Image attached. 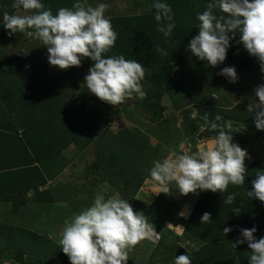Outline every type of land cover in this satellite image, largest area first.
Returning a JSON list of instances; mask_svg holds the SVG:
<instances>
[{
  "label": "trees",
  "instance_id": "1",
  "mask_svg": "<svg viewBox=\"0 0 264 264\" xmlns=\"http://www.w3.org/2000/svg\"><path fill=\"white\" fill-rule=\"evenodd\" d=\"M42 2L45 8L56 14L61 7H72L75 0ZM151 2L149 0L148 14L110 19L117 39L105 55L122 54L126 59L137 60L144 66L146 72L142 85L147 95L140 101L141 106L151 112L152 118L159 120L163 117V83L175 67L179 69L176 74L197 93L218 90L229 82L228 78L218 74L224 66H234L237 75L252 70L255 56L250 55L239 42L238 34L230 41L225 61L216 67L199 60L187 48L189 41L198 34L197 13L205 9L207 0H167L173 9L176 25L168 38L157 30ZM12 3L13 0H0V21L5 11L10 14L17 11ZM9 31L0 22V42L10 41L18 44L19 48H29L35 40L22 33L10 36ZM157 48L164 49L168 54L158 52ZM93 63L85 57L78 67L60 69L51 84L41 89V81L31 66L17 63L14 54L0 46V198L30 188L37 190L47 181L55 179L76 154L95 143L97 160L94 165H100L102 172H110L114 176L116 181L111 183H119L115 189L122 198L129 200L130 204H137V192L143 182L150 179L147 169L153 166L154 160H161L162 157L158 146H152L137 132L123 130L113 134L106 130L110 116L101 108L97 109L96 104L101 102L104 107L108 103L90 93L84 83ZM189 99L190 102L197 101L196 95H191ZM136 103L139 105L140 102ZM208 109H200L203 118L207 116L208 120H215L219 114L227 131V121L244 124L248 130L254 128L256 113L242 110L244 115L235 110L225 112L223 109L226 108L218 111ZM190 122L189 133L198 131L199 137L208 139L216 135L206 122L199 121L203 127ZM232 135L234 142L244 149L248 147L246 137L233 132ZM70 147L76 151L68 156L66 150ZM246 170L244 185L229 184L224 193L206 190L197 195L183 223V236L197 245L195 250L188 251L177 241L166 244L162 240L163 233L155 249L170 253L174 260L176 256L187 254L191 264H249L251 251L248 245L245 243L234 248L233 243L241 238V228L256 227L254 235L257 239L264 237V202L257 198L249 199L246 195L247 190L252 188L255 175L264 171V162L255 160L246 166ZM229 194L234 195L233 203H223ZM91 202L86 200V206H90ZM157 204L155 201L154 205ZM233 207L240 209L239 215L231 211ZM205 212L210 213V220L202 223L201 216ZM225 227H232L233 230L224 234ZM8 228L14 236H6L5 247L13 248L21 255L45 256L48 249H61L46 235L33 234L31 230L15 226ZM61 261L70 264L66 254ZM127 264L137 263L128 259Z\"/></svg>",
  "mask_w": 264,
  "mask_h": 264
},
{
  "label": "clouds",
  "instance_id": "2",
  "mask_svg": "<svg viewBox=\"0 0 264 264\" xmlns=\"http://www.w3.org/2000/svg\"><path fill=\"white\" fill-rule=\"evenodd\" d=\"M12 7L28 14L5 11L0 22L10 30V36L22 33L38 39L47 48L51 66L78 67L85 57L94 62L84 83L100 100L117 106L134 94L140 99L147 95L141 83L146 69L140 62L126 59L122 54L105 55L117 39L111 20L105 15L106 3L92 6L88 0H75L72 7H61L56 14L45 8L42 0H13ZM151 7L157 30L165 38L170 37L176 26L171 5L167 0H152ZM197 20L198 34L187 45L193 56L216 67L225 61L230 41L238 34L239 42L250 55L258 58L264 72V0H207L205 9L197 13ZM157 51L168 54L162 48ZM218 74L230 82L238 79L234 66H224ZM255 96L258 99L248 110H256V127L264 130V85L256 88ZM221 120L219 114L215 120L205 116L207 126L216 135L197 145L196 151L153 161L147 172L159 193L167 194L170 188L177 189L181 195L198 190L224 193L229 184L244 185L247 150L234 142L232 132L225 130ZM255 176L246 195L264 202V171ZM233 200L234 195L229 194L223 203L232 204ZM231 211L240 214L239 208L233 207ZM209 220L210 213H203L202 223ZM232 230L225 227L223 233ZM256 231V227L239 229L241 238L233 247L246 243L251 251L249 264H264V237L257 239ZM154 232L142 212L134 211L129 200L119 193L107 198L97 194L90 206L65 222L59 244L70 264H127L129 251ZM174 264H191V258L181 254L175 257Z\"/></svg>",
  "mask_w": 264,
  "mask_h": 264
},
{
  "label": "rangeland",
  "instance_id": "3",
  "mask_svg": "<svg viewBox=\"0 0 264 264\" xmlns=\"http://www.w3.org/2000/svg\"><path fill=\"white\" fill-rule=\"evenodd\" d=\"M107 3L108 2H106V4ZM111 3L112 2H110L109 5ZM89 4L95 6L97 3H93L92 1L89 2ZM145 5L149 6L150 8L149 0L146 1V4L144 3L140 9H143ZM114 12L116 11L114 10L113 13ZM16 13L21 15L26 14L24 11H16ZM37 42L34 40L27 50L18 53H14L15 49L11 48L10 45L15 47L16 45L10 42L9 45L8 43L6 44L5 41H2L0 42V46L4 48L5 45V47L9 48V51H13L12 53L17 55V63L22 62L24 66L28 67L33 65L31 63L33 60L31 57L32 55L39 54L43 60L47 59L48 57V53H45V55L43 54L45 52L44 46ZM17 47L19 48V46ZM30 50L32 51L30 52ZM28 55L31 56L28 58ZM177 70L179 69L175 67L169 78H167V80L163 83L165 84V93L161 98V103L165 107V111L163 112V117L161 119L155 120L152 118L150 114L151 112L145 110L141 106V99L134 94L130 99L127 98V100H125V102L121 105L113 106L109 103L104 107L101 105H96L97 109L101 108V110L104 111L107 116H110L106 130L113 134H117L123 130L137 132L139 136H144L152 146H158L160 155L162 157L161 160L171 154H191L197 150V145L211 140L208 138L199 137L198 135L200 132L198 131L189 133L191 124L190 120L202 127L203 124L200 122H206L201 115L202 113L200 112V109L209 108L208 110L218 111L219 109L226 108L223 109L225 112H228V110H235L241 111V113L245 115V112L242 110H248L249 105L258 99L255 96V90L257 87L264 85V72L261 71V62L257 57H255L253 61L252 70L249 73L238 74V79L236 82L229 81L218 90L205 91L203 93H197L195 90H191L186 81L181 79L178 74H176ZM191 95H196V102H190L189 97ZM136 102H140L139 105H136ZM250 113H256V110L254 109ZM194 123H192L193 126ZM253 124L254 128L248 130L244 128V124H235L230 121L226 122V127L229 131L240 137H246L249 140L248 147L246 148L248 155L245 158V166L255 160L264 162V130L257 129L255 121ZM75 151V148L70 147L66 150V154L71 156L72 154L74 155ZM95 153L96 144L94 143L80 154H76L75 158L71 162V168H67L65 173L62 174L63 177H65V182H73L72 189L73 191L78 192L76 199L80 205L77 206V213L87 207L86 204L82 205V202H85L86 200H91L93 202V199L97 194H103L105 198H107L114 193H119L115 189L116 184L118 185L119 183H111L115 180L114 176L110 172H102L100 170V165H94L95 161L97 160ZM77 178L80 179L81 183L76 182L77 184L74 185V181ZM147 180L142 187V198L145 204H149L151 199H153L158 194L157 192H159V188L153 185L154 182L151 180V178ZM79 184H81V186H79ZM199 193L200 191L198 190L196 193L181 195L175 188H170V191L167 194L163 193V197L161 198V206L165 205L166 207V212L164 211V215L170 214L168 218L171 219L177 216L175 218L176 224L172 226L168 223L167 226L172 227L177 235L181 234L174 238L172 235L166 234L168 227H165V231L163 230L164 235L162 240L166 244H173L174 241H179L182 246L188 250H195L197 248V245L193 244V241L190 238L187 237V240H185L182 230L183 223L187 218L188 213L191 211L192 204ZM131 205L134 211L142 212V214L148 219L150 223L161 222V220L165 221V219H160L154 214L149 216V213H145L147 208H144V210L140 209L138 203ZM160 209L163 210L162 207H160ZM181 212H184L185 214L180 215ZM4 214L5 212H3L1 208L0 264H63L61 259L65 253H63L62 249H59L58 247H54L52 251L48 249L49 252H47L45 256H34L24 253L21 255L13 248L5 247L7 243L6 236H14V233L11 232L8 227L15 226V228L31 230L34 232L33 234H38L37 232L39 230H48V228L45 226L46 220H44L43 224H40L39 220H15L14 218L4 217ZM70 219H65V221ZM49 223H51V220H47V224ZM50 225L51 224L48 226ZM61 235L62 232H51L50 239L52 242L60 246L59 240ZM28 242L30 243L29 240ZM149 242L150 240L147 237L134 246V248L137 250L135 256L140 257L137 260H139L141 264H174L175 260L173 255H170V253L165 254V251L160 249L159 252L156 251L152 253L151 257L148 259L147 256L150 253V247L156 250L155 245L158 244L159 239L156 243L153 242L149 244ZM153 255L156 258L153 257Z\"/></svg>",
  "mask_w": 264,
  "mask_h": 264
},
{
  "label": "crops",
  "instance_id": "4",
  "mask_svg": "<svg viewBox=\"0 0 264 264\" xmlns=\"http://www.w3.org/2000/svg\"><path fill=\"white\" fill-rule=\"evenodd\" d=\"M92 1L93 3L108 2L107 3L108 7L106 9L105 15L108 16L110 19L116 17H122V16L144 15L150 12L149 6L146 5L143 7V9H140V7L143 6L144 3L146 4V1L148 0L146 1L145 0H88V3ZM110 2L112 3L109 5ZM114 10L116 12L113 13ZM19 11H23V10H19ZM35 41L37 42V39H35ZM9 42L10 41H5L6 44L7 43L9 44ZM15 45L19 46L18 44ZM10 47L15 49L14 53H18L28 49L22 47L18 48L12 45H10ZM4 49L8 50L9 48L5 47L4 45ZM44 50L45 52L43 54L45 55V53H48L47 48L45 46H44ZM31 51L32 50H30V52ZM14 56L16 57L17 55L14 54ZM30 56L31 55H28V58ZM31 57L33 58L31 62L33 65H31V68L38 75L41 81V86H42L41 89H44L51 84L52 80L54 79L60 68L58 66H51L49 62H47V59L43 60L39 54L32 55ZM96 105L103 106L101 102L97 103ZM71 165L72 163L69 164L66 168H64L63 171L55 179L47 181L45 185L38 187L37 190L30 188L25 191H19L13 195H8L6 197L4 196L3 198H0V209L2 208V211L5 212L6 214V215L4 214L3 216L6 218H14L15 220H19V219L39 220L40 224H43L44 220H46L45 226L46 228H48V230L45 229L43 231L39 230L37 233L40 235L44 234L49 238H51L50 236L51 232L52 233L63 232L66 222L65 219L67 220L72 218L77 213L76 211L77 206L80 205L78 200L76 199L78 192L77 191L75 192L72 189L73 182H65V177H63L62 175L65 173V170L69 168ZM145 181L143 182V184L145 183ZM76 182L81 183L79 178H77L74 181V185L77 184ZM143 184L135 196L139 208L142 210H144V208L145 209L147 208L145 210L146 211L145 213H149V216L154 214L157 215V217H159L160 219L161 218L165 219V221L161 220V222L151 223L156 232L152 233L148 237V239L150 240L149 244L153 242L156 243L158 241L160 235L163 233V230L165 231L164 229L165 227H168L166 234L172 235L173 237L181 235V234L177 235L176 232H174V230L172 229V227L167 226L168 223L174 226V224H176L175 218L177 216L173 217L171 215L173 217V219H171L168 218L170 214L164 215V211L166 207L165 205L161 206L162 205L161 198L163 197V192L160 193L157 192L158 194L153 199H151L149 204H145L142 198ZM153 185L158 187L155 183H153ZM79 186H81V184H79ZM155 201H157L158 203L157 205H154ZM76 202L78 203L76 204ZM82 205H85V202H82ZM160 207H162L163 210L160 209ZM47 220H51V223H49L51 224L50 226H48L49 224H47ZM182 232L184 233V230H182ZM185 240H187V238H185ZM177 243L182 246V244L179 241H177ZM192 243L194 244V242ZM185 249L188 250L187 248ZM149 250L150 253L147 256L148 259L151 257L152 253L156 251L159 252V250H154L151 247ZM188 251H192V250H188ZM136 253L137 250L136 248L133 247L128 253V258L136 262L137 264H141V262L137 260L140 257L135 256ZM153 257L155 256L153 255Z\"/></svg>",
  "mask_w": 264,
  "mask_h": 264
}]
</instances>
